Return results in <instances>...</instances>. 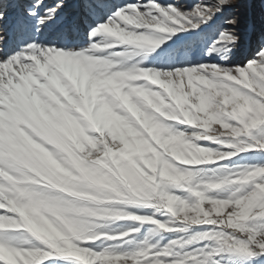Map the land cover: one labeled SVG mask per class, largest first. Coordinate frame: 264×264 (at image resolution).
<instances>
[{
    "label": "snow or ice",
    "instance_id": "obj_1",
    "mask_svg": "<svg viewBox=\"0 0 264 264\" xmlns=\"http://www.w3.org/2000/svg\"><path fill=\"white\" fill-rule=\"evenodd\" d=\"M0 264H264V0H0Z\"/></svg>",
    "mask_w": 264,
    "mask_h": 264
},
{
    "label": "rangeland",
    "instance_id": "obj_2",
    "mask_svg": "<svg viewBox=\"0 0 264 264\" xmlns=\"http://www.w3.org/2000/svg\"><path fill=\"white\" fill-rule=\"evenodd\" d=\"M46 2L52 3L53 0H46ZM190 2H194V0H190ZM255 7H259L258 5H256ZM160 59H163V57H160Z\"/></svg>",
    "mask_w": 264,
    "mask_h": 264
}]
</instances>
